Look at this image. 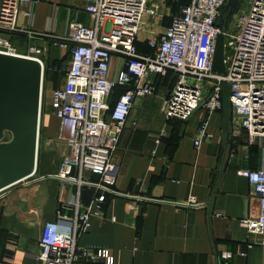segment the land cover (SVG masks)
I'll list each match as a JSON object with an SVG mask.
<instances>
[{
    "label": "crops",
    "instance_id": "0c3cea01",
    "mask_svg": "<svg viewBox=\"0 0 264 264\" xmlns=\"http://www.w3.org/2000/svg\"><path fill=\"white\" fill-rule=\"evenodd\" d=\"M82 4L81 0H35L30 19L21 14L16 18L17 26L29 22V36L0 32L14 53L41 61L45 94L64 80L68 49L58 41L62 40L67 16L72 17L67 9L76 11L78 22L92 24ZM29 46L41 52L32 54ZM119 66V59L113 56L109 78L115 77ZM174 78L172 72L152 76V93L132 100L109 157L116 166L115 193L106 194L99 215L89 217L86 231L75 244L107 249L112 264H264L259 235L247 233L242 223L256 219L258 201L246 178L237 173L239 169L260 167L261 149L246 145L243 130L232 136L229 124L227 142L222 145L220 110L206 115L199 106L185 120L166 122L160 106ZM119 94L120 89L114 88L110 104ZM204 117L211 137L195 149V129ZM163 125L165 134L158 138ZM57 130V118L46 108L41 110L34 173L0 191V264H41L35 257L41 224L54 217L59 199L68 198L74 191L55 176L66 153L65 144L55 138ZM88 177L92 181L98 178ZM96 193L92 187H82V205ZM189 195L194 196L196 205L182 207L169 202L179 203ZM224 252L229 254L226 259L220 257ZM70 264L104 263L77 259Z\"/></svg>",
    "mask_w": 264,
    "mask_h": 264
},
{
    "label": "built area",
    "instance_id": "2783aa9c",
    "mask_svg": "<svg viewBox=\"0 0 264 264\" xmlns=\"http://www.w3.org/2000/svg\"><path fill=\"white\" fill-rule=\"evenodd\" d=\"M81 1V9L92 24L78 22L76 11L67 9L72 17L67 16L62 40L58 41L59 46L68 49L64 80L40 98V113L46 108L57 118L55 138L66 147L55 176L61 185H70L74 191L68 198L59 199L54 217L41 224L35 257L41 264H70L77 259L112 264L107 249L79 248L75 240L86 231L89 217L99 215L106 194L115 193L112 185L116 166L109 157L132 100L151 94V77L167 72L174 73L175 78L160 106L166 122L185 120L199 106L206 115L219 111L221 83L228 85L230 134L243 130L246 145H258L262 152L260 167L239 169L237 173L246 178L258 201L256 219H244L242 223L247 233L259 235V245L264 249V0H246L244 5L238 2L229 18L232 25L228 29V21L224 30L217 21L227 0ZM34 2L0 0V32L29 36V22L17 26L16 18L21 14L30 19ZM173 3H177L176 10L171 8ZM219 32L223 36V75L211 71ZM135 42H144L151 52L139 53ZM0 50L14 53L3 37ZM28 50L32 54L41 52L34 46ZM113 56L120 66L111 79L108 71ZM115 86L125 89L110 104ZM165 131V125L161 126L157 137ZM209 137L204 117L196 126L193 147L198 148ZM89 174L96 175L97 180H90ZM82 187L97 191L86 205L80 202ZM169 202L182 207L197 204L192 195L179 203ZM228 256L220 254L223 259Z\"/></svg>",
    "mask_w": 264,
    "mask_h": 264
},
{
    "label": "water",
    "instance_id": "95a60500",
    "mask_svg": "<svg viewBox=\"0 0 264 264\" xmlns=\"http://www.w3.org/2000/svg\"><path fill=\"white\" fill-rule=\"evenodd\" d=\"M238 2L227 0L222 6L217 21L221 30L226 29ZM222 60L223 36L219 32L214 41L212 72L224 74ZM42 75L43 66L38 58L0 50V191L34 173ZM228 94V85L221 83L222 145L227 142L230 114Z\"/></svg>",
    "mask_w": 264,
    "mask_h": 264
},
{
    "label": "trees",
    "instance_id": "16d2710c",
    "mask_svg": "<svg viewBox=\"0 0 264 264\" xmlns=\"http://www.w3.org/2000/svg\"><path fill=\"white\" fill-rule=\"evenodd\" d=\"M187 2V0H178V3H186ZM171 8H172V10H176L177 9V3H173L172 5H171ZM165 21V20H164ZM163 21V23L164 24H166V22H167V20H166V22H164ZM10 34H15V33H10ZM17 35H19V34H17ZM142 44V47H139V44H138V42H135V46H136V48H137V51H140V52H145V51H148L149 50V48L145 45V43L143 42V43H141ZM141 48V50H139ZM45 73V70L43 71V74ZM119 88L120 89V93H122L123 91H124V87H122V86H115V88Z\"/></svg>",
    "mask_w": 264,
    "mask_h": 264
},
{
    "label": "rangeland",
    "instance_id": "374dc122",
    "mask_svg": "<svg viewBox=\"0 0 264 264\" xmlns=\"http://www.w3.org/2000/svg\"><path fill=\"white\" fill-rule=\"evenodd\" d=\"M245 1H246V0H239L240 5H244V4H245ZM149 21H150V20H149ZM164 22H166V20H165ZM231 25H232V22L229 21V23H228V29L231 27ZM141 35H142V34H141ZM67 56H68V55H67ZM44 95L46 96L47 94H45L44 88L42 87V90H41V99H42V97L44 98ZM5 138H7V136H6Z\"/></svg>",
    "mask_w": 264,
    "mask_h": 264
}]
</instances>
